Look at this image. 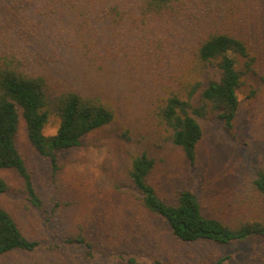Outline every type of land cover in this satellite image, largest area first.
Instances as JSON below:
<instances>
[{"label": "rangeland", "instance_id": "rangeland-1", "mask_svg": "<svg viewBox=\"0 0 264 264\" xmlns=\"http://www.w3.org/2000/svg\"><path fill=\"white\" fill-rule=\"evenodd\" d=\"M30 1L25 13L34 21L20 26L3 6L10 1L0 0V60L46 76L56 92L73 90L101 101L116 119L86 134L79 147L56 151L53 167L28 141L17 110L15 146L40 206L30 203L13 169L0 170L9 188L0 205L39 246L3 254L0 264H110L80 248L52 246L76 235L106 255L123 251L159 264H264L261 237L228 245L173 240L165 223L139 205L128 178L132 156L146 152L155 160L148 182L164 202L175 203L190 190L206 217L232 226L264 221V200L251 184L257 170L264 172V0H196L192 14L169 22L140 19L138 0H50L53 12L45 0ZM114 2L122 16L112 17ZM215 31L242 39L253 61L244 67L238 58L236 65L242 76L235 137L219 121L198 118L203 136L190 165L166 139L154 109L168 91L180 92L198 78L195 45ZM55 126L51 119L44 134H53Z\"/></svg>", "mask_w": 264, "mask_h": 264}, {"label": "trees", "instance_id": "trees-1", "mask_svg": "<svg viewBox=\"0 0 264 264\" xmlns=\"http://www.w3.org/2000/svg\"><path fill=\"white\" fill-rule=\"evenodd\" d=\"M9 1V5L5 2L3 6L8 7L7 11L13 16L12 21L20 26L34 21L32 14L25 13L30 7V0ZM138 1L140 19L158 18L166 19L167 22L192 14L190 7L196 2ZM45 3L51 10L50 0H45ZM112 6V17L122 16V13H119L120 6H117L116 2ZM238 58L245 59L244 67L253 61L242 39L226 32L205 33L198 39L193 51L198 78L181 87L180 92L175 89L168 91L165 98L155 106V118L168 132L166 139L182 150L190 165L196 161L197 145L203 136L198 118L219 121L223 130L230 137H235L233 122L239 106L237 91L242 76L236 67ZM17 110L20 111L25 125L28 141L38 155L50 160L53 167L56 151L79 147L86 134L114 123L116 113L112 107L101 101L83 97L73 90L56 92L46 76L22 73L0 60V170H15L23 181L24 191L30 203L39 207L40 201L31 175L15 146L14 137L19 117ZM51 119L55 121V132L45 135L44 128ZM154 165L155 160L146 152L135 154L130 161L128 178L139 205L148 214L165 223L167 233L173 240L187 244L209 241L228 245L253 237L264 238L262 220H247L232 226L218 218L206 217L193 191H182L175 203L164 202L148 182ZM251 184L264 200L262 170L255 172ZM8 190L7 184L0 178V195ZM60 245L80 248L86 257L106 258L110 264H114L116 259L128 264H159L142 255L123 251L106 255L97 251L93 243L82 235L59 240L52 246ZM38 246L37 241L28 239L22 233L12 215L0 205V256L15 250L30 252Z\"/></svg>", "mask_w": 264, "mask_h": 264}]
</instances>
